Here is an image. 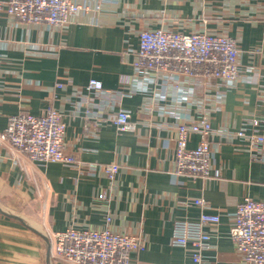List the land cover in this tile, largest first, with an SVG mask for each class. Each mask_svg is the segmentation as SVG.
Listing matches in <instances>:
<instances>
[{"label":"crops","instance_id":"obj_1","mask_svg":"<svg viewBox=\"0 0 264 264\" xmlns=\"http://www.w3.org/2000/svg\"><path fill=\"white\" fill-rule=\"evenodd\" d=\"M73 1L83 9L64 28L0 12V133L12 115L55 109L67 125L65 151L78 165L120 170L110 179L99 167L89 174L79 166L41 165L0 142V264H46L43 235L51 240L70 227L138 236L142 247L132 264H197L191 245L171 240L175 222L203 213L221 216L201 252L204 264H245L230 238L232 214L247 197L264 201V147L236 132L264 114L257 84L264 77V0ZM159 29L235 39L239 80L226 86L136 69L140 34ZM92 79L120 93L100 99L87 91ZM97 106L106 114L129 110L136 130L87 129L86 111ZM205 115L212 176H176L177 128ZM200 141L192 134L188 147ZM197 199L209 206L195 205ZM53 264L69 263L53 258Z\"/></svg>","mask_w":264,"mask_h":264},{"label":"built area","instance_id":"obj_2","mask_svg":"<svg viewBox=\"0 0 264 264\" xmlns=\"http://www.w3.org/2000/svg\"><path fill=\"white\" fill-rule=\"evenodd\" d=\"M83 7L73 0H0V12L24 23H47L64 28L74 14ZM135 67L170 75H184L197 80H218L232 86L240 78L238 64L239 48L235 39L225 36L196 32L185 34L163 29L147 30L140 34ZM258 89L264 100V77L258 81ZM65 88L66 84L58 83ZM87 91L96 97L110 101L120 92H105L101 81L92 79ZM122 96V94L120 95ZM87 109L86 128L98 131L105 124H112L118 132H132L136 124L131 121V112L120 109L115 114H106L103 107ZM66 123L61 112L55 109L35 116L19 113L8 118L6 129L0 133V142L13 151L25 155L30 161L41 165L61 163L79 166L89 174L99 165L76 162L74 155L64 148ZM249 129V132H248ZM212 133L209 118L203 116L196 123L181 124L177 128L175 175L201 177L212 176V151L208 137ZM199 134V145L190 149V135ZM236 136L253 147H264V114L253 117L247 128ZM102 171L110 179L119 172V165H103ZM100 199H105L101 194ZM194 204L208 207L209 202L197 199ZM219 214L203 213L195 221H177L174 224L171 243L175 247L194 248V260L204 264L201 252L209 248L212 228L220 224ZM111 222V217H107ZM230 238L240 259L245 264H264V201L245 198L232 214ZM53 258L69 264H132L131 255L142 247L138 236L103 230L77 229L70 227L51 237Z\"/></svg>","mask_w":264,"mask_h":264},{"label":"water","instance_id":"obj_3","mask_svg":"<svg viewBox=\"0 0 264 264\" xmlns=\"http://www.w3.org/2000/svg\"><path fill=\"white\" fill-rule=\"evenodd\" d=\"M44 239L47 242L46 245V264H53V257L51 254V240L49 235H43Z\"/></svg>","mask_w":264,"mask_h":264}]
</instances>
